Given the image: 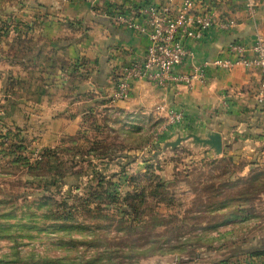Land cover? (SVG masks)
Instances as JSON below:
<instances>
[{
    "label": "rangeland",
    "instance_id": "rangeland-1",
    "mask_svg": "<svg viewBox=\"0 0 264 264\" xmlns=\"http://www.w3.org/2000/svg\"><path fill=\"white\" fill-rule=\"evenodd\" d=\"M5 1L20 0L0 14ZM1 94L0 264L264 262V162L165 147L158 116H94L90 133L84 117L53 136L32 110L14 120Z\"/></svg>",
    "mask_w": 264,
    "mask_h": 264
},
{
    "label": "crops",
    "instance_id": "crops-1",
    "mask_svg": "<svg viewBox=\"0 0 264 264\" xmlns=\"http://www.w3.org/2000/svg\"><path fill=\"white\" fill-rule=\"evenodd\" d=\"M167 0H20L2 3L0 14V93L17 104V122L31 116L53 123L48 133L74 135L82 119L107 114L126 122L155 116L164 119L168 107L184 112L181 126L159 131L164 143L188 132L203 135L207 129L221 133L223 149L234 157L264 162V91L260 73L236 65L229 70L209 69L204 83L167 89L151 82H133L125 100L112 96L121 68L138 59L148 44L146 33L129 31L115 22L113 9L142 2ZM174 7L181 0H170ZM215 9L218 18L234 17L230 32L211 27L200 40L187 42L192 57L174 67L188 72L204 60L219 55L233 41L250 46L264 36V0H254L256 15L249 17L245 0H199ZM4 92L3 84L8 83ZM30 113V112H29ZM31 117V118H32ZM30 118V117H29ZM85 121V132L90 133ZM178 133V134H177ZM187 146L188 141L182 143Z\"/></svg>",
    "mask_w": 264,
    "mask_h": 264
},
{
    "label": "built area",
    "instance_id": "built-area-1",
    "mask_svg": "<svg viewBox=\"0 0 264 264\" xmlns=\"http://www.w3.org/2000/svg\"><path fill=\"white\" fill-rule=\"evenodd\" d=\"M245 10L249 17L256 15L254 0H245ZM113 13L116 23L129 31L146 33L148 38L144 53L119 71L112 93L114 99H127L133 82L137 80L164 89L179 85L191 88L197 82H205L209 69L229 70L236 65L257 69L264 91V36L260 34L250 46L233 41L221 49L218 56L202 61L191 71H173L174 67L192 57L188 41L202 39L215 26L230 32L238 24L234 17L218 18L213 7L203 5L199 0H181L178 7H174L170 0L142 2L124 9H113ZM164 119L162 131L183 124L185 115L181 109L168 107Z\"/></svg>",
    "mask_w": 264,
    "mask_h": 264
},
{
    "label": "water",
    "instance_id": "water-1",
    "mask_svg": "<svg viewBox=\"0 0 264 264\" xmlns=\"http://www.w3.org/2000/svg\"><path fill=\"white\" fill-rule=\"evenodd\" d=\"M190 140V142L195 146L208 147L214 151V153L219 154L223 150V140L220 132L212 129H207L203 135L196 134L193 132H188L186 135H178L176 139L172 141H166L164 143L165 147L174 148L181 144L183 141ZM150 264H170L155 260Z\"/></svg>",
    "mask_w": 264,
    "mask_h": 264
},
{
    "label": "trees",
    "instance_id": "trees-1",
    "mask_svg": "<svg viewBox=\"0 0 264 264\" xmlns=\"http://www.w3.org/2000/svg\"><path fill=\"white\" fill-rule=\"evenodd\" d=\"M94 117V116H93ZM92 116L91 117H88L85 121H86V123H87V125L90 127V125H89V119H92L93 118ZM126 122V121H125ZM92 125H94V123H92ZM72 142V141H71ZM100 141H98V143H99ZM94 142H92V144H93ZM94 147H90L89 149H88V152H95V149H93ZM98 157V159H103V157H106V155L105 154H103V155H101V156H99V155H97ZM115 158L116 157H118L117 155H115L114 156ZM86 158H88L89 159V157H86Z\"/></svg>",
    "mask_w": 264,
    "mask_h": 264
}]
</instances>
